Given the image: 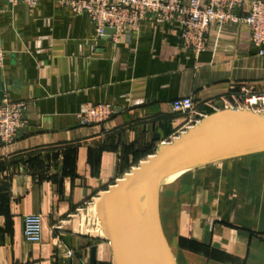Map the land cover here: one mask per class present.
I'll return each mask as SVG.
<instances>
[{
    "label": "crops",
    "instance_id": "obj_1",
    "mask_svg": "<svg viewBox=\"0 0 264 264\" xmlns=\"http://www.w3.org/2000/svg\"><path fill=\"white\" fill-rule=\"evenodd\" d=\"M179 33L178 21L148 16L113 43L59 0L0 1V94L26 104V125L0 141V264H88L90 241L96 264H113L95 218L104 192L190 128L194 113L223 110L241 88L264 93V57L244 24L211 22L199 56ZM185 97L194 112L173 113ZM87 104L116 113L82 125ZM26 215L42 218L38 244L23 239ZM158 216L175 264H264V153L163 180Z\"/></svg>",
    "mask_w": 264,
    "mask_h": 264
},
{
    "label": "water",
    "instance_id": "obj_2",
    "mask_svg": "<svg viewBox=\"0 0 264 264\" xmlns=\"http://www.w3.org/2000/svg\"><path fill=\"white\" fill-rule=\"evenodd\" d=\"M112 33L105 29L103 38ZM258 153H264V113L238 108L218 110L160 145L96 202L113 264H175L159 222L161 182L177 173ZM88 245V264H96V244Z\"/></svg>",
    "mask_w": 264,
    "mask_h": 264
},
{
    "label": "built area",
    "instance_id": "obj_3",
    "mask_svg": "<svg viewBox=\"0 0 264 264\" xmlns=\"http://www.w3.org/2000/svg\"><path fill=\"white\" fill-rule=\"evenodd\" d=\"M14 6L22 4L28 9L37 5L38 0H0ZM73 15H86L94 26V35L102 39L105 29L113 30L108 35L113 43L119 41L127 31L137 32L141 23L154 16L161 21H178L180 40L185 49L199 56L205 49L206 34L211 22L219 24H244L250 33L251 45L259 57H264V0H59ZM244 8L242 16L235 12ZM5 52L0 48V68ZM235 103L226 104L224 109H248L264 113V93L256 94L249 88H241V95ZM171 111L191 115L194 106L191 98L185 97L171 102ZM26 104L22 101H0V141L8 144L17 131L26 125L24 113ZM116 113L108 104H87L78 118L82 125H97L106 122ZM192 126L206 117L197 114ZM190 126V127H192ZM22 235L27 243L42 241V218L40 215H26L22 219Z\"/></svg>",
    "mask_w": 264,
    "mask_h": 264
},
{
    "label": "bare ground",
    "instance_id": "obj_4",
    "mask_svg": "<svg viewBox=\"0 0 264 264\" xmlns=\"http://www.w3.org/2000/svg\"><path fill=\"white\" fill-rule=\"evenodd\" d=\"M178 174H180V173H177V174L171 175V176L167 177V179L170 180V179H172V178H175ZM98 223H99V220H98ZM147 226H148V225H147ZM99 230H100V233H101L102 238H104V234H103V231H102V229H101L100 223H99ZM146 230L148 231V234H149V233L151 234L150 229H146Z\"/></svg>",
    "mask_w": 264,
    "mask_h": 264
},
{
    "label": "rangeland",
    "instance_id": "obj_5",
    "mask_svg": "<svg viewBox=\"0 0 264 264\" xmlns=\"http://www.w3.org/2000/svg\"><path fill=\"white\" fill-rule=\"evenodd\" d=\"M95 218L97 219V214H96V217H95ZM84 220H85V219H84ZM86 227H87V229H89L90 227H91V228H95V226H94V225H93V226H91L90 222H88V224H87V226H86Z\"/></svg>",
    "mask_w": 264,
    "mask_h": 264
}]
</instances>
